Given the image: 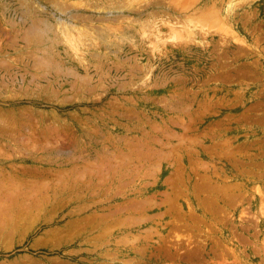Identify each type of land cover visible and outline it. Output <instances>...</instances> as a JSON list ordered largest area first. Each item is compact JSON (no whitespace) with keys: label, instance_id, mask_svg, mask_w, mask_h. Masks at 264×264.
I'll list each match as a JSON object with an SVG mask.
<instances>
[{"label":"rangeland","instance_id":"1","mask_svg":"<svg viewBox=\"0 0 264 264\" xmlns=\"http://www.w3.org/2000/svg\"><path fill=\"white\" fill-rule=\"evenodd\" d=\"M0 46V264H264V0H0Z\"/></svg>","mask_w":264,"mask_h":264},{"label":"bare ground","instance_id":"2","mask_svg":"<svg viewBox=\"0 0 264 264\" xmlns=\"http://www.w3.org/2000/svg\"><path fill=\"white\" fill-rule=\"evenodd\" d=\"M54 1V0H53ZM58 1V0H57ZM60 1V0H59ZM120 1V0H119ZM96 2V1H95ZM103 2V1H102ZM117 2V1H116ZM56 3V2H55ZM125 5H126V3L125 2H123ZM122 3V4H123ZM152 3V2H151ZM57 4V3H56ZM94 4V3H93ZM98 4V3H97ZM113 4H114V2H113ZM124 4H123V7H124ZM128 4V3H127ZM155 4H156V2H155ZM55 5V4H54ZM58 5V4H57ZM91 5V4H90ZM89 5V6H90ZM94 5H96V4H94ZM112 5V4H111ZM20 6V5H19ZM59 6V5H58ZM91 6H93V5H91ZM90 6V7H91ZM98 6H99V4H98ZM98 6H96V7H98ZM103 6V4L100 6V8ZM109 6V5H108ZM55 7H57V6H55ZM65 7V6H64ZM63 7V8H64ZM67 7H69V6H67ZM95 7V6H94ZM104 7V6H103ZM112 7V6H111ZM126 7V6H125ZM43 8V7H42ZM116 8V7H115ZM114 8V9H115ZM118 8H120V9H123L122 7H118ZM128 8V7H127ZM57 9V8H56ZM58 9L60 10V8L58 7ZM62 9V8H61ZM84 9V8H83ZM90 9H92V8H90ZM108 9H110V6L108 7ZM107 9V10H108ZM113 9V8H112ZM132 10H133V8H131ZM130 9V10H131ZM63 10V11H62ZM62 10H60L61 12H65V10L64 9H62ZM94 10V9H93ZM100 10V9H99ZM106 9L105 8H103V10L102 11H105ZM107 10H106V12H107ZM116 10V9H115ZM127 10V9H126ZM35 11V10H34ZM43 11V10H42ZM69 11V10H68ZM117 12V11H116ZM129 12H134V11H129ZM135 12H137V11H135ZM155 12V11H154ZM23 13V12H22ZM20 14V16L18 17L21 21L23 20V19H25L26 21H25V23L28 21L30 24H29V28L27 29L28 31V33L30 32L33 36H35V37H33V38H30V37H28L27 39L30 41H32V42H29L27 39V47H30V48H32V52H31V54L33 55V61L35 62V67L37 68V69H42L43 67H45L46 66V64H47V66L49 67V69H51L50 68V66L51 67H53V69H58L57 70V72H58V75H59V78H62L63 77V75L65 76V77H68V75H67V73H70V71H74L77 75L79 74V73H77V71H76V69L75 68H73L72 66H68L69 65V63L67 62V59H60L61 57H62V55H61V53H60V51H58V49H57V41L58 40H56L57 39V34H56V30H55V28L57 27V26H55V24H56V22H55V24L51 21V16H50V14H49V16H47V15H45V14H43V13H41V12H32V11H30V9H25V11H24V13L23 14ZM52 13V12H51ZM93 13V12H92ZM91 13V14H92ZM109 13V12H108ZM65 14V13H64ZM68 13L66 12V15H67ZM73 14H76V13H73ZM105 14H107V13H105ZM111 14V13H110ZM146 14H148V13H146ZM70 14H68V16H69ZM82 15V14H81ZM84 15V14H83ZM112 15H114V14H112ZM118 15V14H117ZM65 16V15H64ZM73 16V15H72ZM72 16H70V18L72 17ZM77 16H79V15H77ZM77 16H75L76 18H77ZM99 16V15H98ZM98 16H96V17H98ZM106 16H109V15H106ZM106 16L104 17V19H108V18H106ZM80 17V16H79ZM96 17L94 18V19H96ZM100 17V16H99ZM103 17V16H102ZM116 17V16H115ZM124 17V16H123ZM154 17V16H153ZM54 18H55V21L57 20V25H59V26H61L60 24H64L63 23V21H62V18L61 17H57L56 18V15H54ZM69 18V17H68ZM81 18L82 17H80V20H81ZM101 18V17H100ZM113 18V17H112ZM120 18V17H119ZM140 18V17H139ZM72 19H73V17H72ZM83 19V18H82ZM103 19V18H102ZM101 19V20H102ZM116 19V18H115ZM73 20H75V18L73 19ZM79 19L77 18V20H75V21H78ZM98 20V19H97ZM100 20V19H99ZM117 20V19H116ZM71 21V20H70ZM18 22H19V20L17 21V23L16 24H18ZM24 21H22V23H23ZM66 22V21H65ZM71 23V22H70ZM166 23V22H165ZM21 24V23H20ZM73 25H75V24H73ZM85 25V24H84ZM21 29L23 28L22 27V24H21ZM91 27V26H90ZM127 27V26H126ZM130 27V26H129ZM128 27V28H129ZM133 27V26H132ZM71 28V27H70ZM75 28V27H74ZM150 28V27H149ZM58 29V28H57ZM20 30V29H19ZM87 30V29H86ZM97 30V29H96ZM106 30V29H105ZM126 30V29H125ZM3 31V30H2ZM5 31H7V30H5ZM5 31H3V32H5ZM65 31V30H64ZM63 32V31H62ZM84 32V31H83ZM82 32V33H83ZM125 32V31H124ZM131 32V31H130ZM85 33V32H84ZM104 33V32H103ZM27 34V33H26ZM59 34H61V33H59ZM79 34H81V33H79ZM29 34H27L26 36H28ZM31 35V36H32ZM26 36L24 37V38H26ZM76 36H77V33H76ZM82 36V35H81ZM106 36V35H105ZM66 37V36H65ZM78 37V36H77ZM76 37V38H77ZM98 37V36H97ZM70 38H72L71 36H70ZM80 38V37H79ZM67 39H69L68 37H67ZM74 39H75V37H74ZM104 40V39H103ZM97 41V40H96ZM60 42V41H59ZM82 42V41H81ZM84 42V41H83ZM17 43V42H16ZM74 43H72V45H73ZM101 44V43H100ZM102 44H104V43H102ZM107 44V43H106ZM25 46H26V44H25ZM85 46V45H84ZM106 46V45H105ZM0 48H1V46H0ZM55 49H57L56 51H55ZM112 52V51H111ZM7 53V52H6ZM114 53V52H113ZM2 54V53H1ZM29 54V53H28ZM69 54V53H68ZM98 54V53H97ZM95 55V54H94ZM23 56V55H22ZM96 56H98V55H96ZM31 57V56H30ZM93 57V56H92ZM63 58V57H62ZM84 59H85V57H84ZM3 61V60H2ZM32 61V62H33ZM81 61V60H80ZM85 61V60H84ZM84 61H82V62H84ZM87 61V60H86ZM4 62V61H3ZM95 63V62H94ZM98 63H99V61H98ZM12 64V63H11ZM25 64V63H24ZM34 64V63H33ZM32 64V65H33ZM45 64V65H44ZM82 64V63H81ZM87 64H90V63H87ZM96 64V63H95ZM95 64L93 65L94 67H95ZM44 65V66H43ZM85 65V64H84ZM97 65V64H96ZM100 65V64H99ZM122 65V64H121ZM47 66H46V68H47ZM79 66V65H78ZM89 66V65H88ZM88 66H86L85 65V67H86V69H87V67ZM139 66V65H138ZM17 67V66H16ZM34 67V68H35ZM61 67H64V68H66V70H67V68L68 69H70V70H67V71H69V72H66V73H64V71H60L61 69ZM99 67V66H98ZM2 68V67H1ZM12 69L13 68V66H11V65H8V66H5L4 67V69H7V70H9V69ZM90 68V67H89ZM100 68V67H99ZM139 68V67H138ZM45 69V68H44ZM86 69H84V70H86ZM92 69V68H91ZM96 69V68H95ZM101 69V68H100ZM116 69V68H115ZM117 69H118V67H117ZM3 70V69H2ZM6 70V71H7ZM52 70V69H51ZM102 70H104V69H102ZM28 71V70H27ZM99 71H101V70H99ZM72 72H71V74H72ZM91 72V71H90ZM95 72H96V70H95ZM94 72V73H95ZM47 73H48V71H47ZM102 73V72H101ZM101 73H99V74H101ZM16 74V73H15ZM42 74V73H41ZM70 74V75H71ZM88 74V73H87ZM93 74V73H92ZM20 75V74H19ZM51 75V74H50ZM74 75V74H73ZM85 75H86V73H85ZM36 76V75H35ZM56 76H57V74H56ZM84 76V75H83ZM87 77L88 76H90V75H86ZM99 76V75H98ZM97 76V77H98ZM21 77H23L22 75H21ZM32 77V76H31ZM80 77H82V76H80ZM80 77H79V79H80ZM84 78V77H83ZM89 78V77H88ZM86 79V81H88V82H90L91 80L90 79ZM13 79V78H12ZM19 79V78H18ZM33 79V78H32ZM95 79V78H94ZM17 80V79H16ZM82 80V79H81ZM90 80V81H89ZM29 81H30V79H29ZM32 81V80H31ZM77 81V80H76ZM85 82V81H84ZM81 85V84H80ZM182 107V106H181ZM45 140V139H44ZM48 141V140H47ZM134 149V148H133ZM156 150V149H155ZM154 150V151H155ZM110 151H112V150H110ZM132 152V151H131ZM128 153V152H127ZM150 155H148V157H149ZM161 156V155H160ZM110 158V157H109ZM118 158V157H117ZM122 158V157H121ZM119 160V159H118ZM117 160V161H118ZM120 161H121V159H120ZM109 162V161H108ZM119 162V161H118ZM127 162V161H126ZM128 163V162H127ZM110 165V164H109ZM102 166V165H101ZM100 166V167H101ZM88 169V168H87ZM93 173V172H92ZM5 174V173H4ZM10 174V173H9ZM8 174V175H9ZM73 174V173H72ZM11 176H12V174H10ZM178 175V174H177ZM46 176V175H45ZM73 176V175H72ZM72 176H71V178H72ZM85 176V175H84ZM188 176V175H187ZM2 177V176H1ZM10 177V176H9ZM20 177V176H19ZM61 177V176H60ZM64 177V176H63ZM70 177V176H69ZM120 177V176H119ZM189 177V176H188ZM4 178V177H3ZM2 178V179H3ZM5 178H7L6 176H5ZM13 178V177H12ZM184 178V177H183ZM46 179V178H45ZM59 179V178H58ZM76 179V178H75ZM188 179V178H187ZM4 180V179H3ZM14 179H12V181H13ZM16 180V179H15ZM52 180V179H51ZM61 180H62V178H61ZM74 180V179H73ZM77 180V179H76ZM181 180V179H180ZM180 180H179V182H180ZM5 181H8V180H5ZM24 181V180H23ZM22 181V182H23ZM47 181V180H46ZM59 181V180H58ZM67 181V180H66ZM202 181H204V180H202ZM10 182V181H9ZM19 182V181H18ZM21 182V181H20ZM32 182V181H31ZM71 182V181H70ZM2 183V182H1ZM6 183V182H5ZM14 183V182H13ZM24 183H25V181H24ZM27 183V182H26ZM37 183L38 182H36V185H37ZM40 183V182H39ZM44 183V182H43ZM63 183H65V182H63ZM181 183V182H180ZM18 184V183H17ZM47 184V183H46ZM183 184V183H182ZM219 184V183H218ZM16 185V184H15ZM14 185V186H15ZM21 185V183H19L18 184V186H20ZM31 185V184H30ZM35 185V184H34ZM39 185V184H38ZM43 185V184H42ZM52 185V184H51ZM69 185H71L72 186V184H69ZM5 186H7V185H5ZM11 186V185H10ZM46 186V185H45ZM224 186V185H223ZM3 187V186H2ZM11 187H13V186H11ZM47 187H50V186H47ZM207 187V186H206ZM205 187V188H206ZM211 187V186H210ZM32 188V187H31ZM53 188V187H52ZM223 188V187H222ZM260 188V187H259ZM4 189V188H3ZM15 189V188H14ZM42 189V188H41ZM197 189V188H196ZM217 189V188H216ZM215 189V190H216ZM8 191L10 190V189H7ZM6 190V191H7ZM22 190V189H21ZM27 190V189H26ZM30 190V189H29ZM37 189H35V193L37 192L36 191ZM40 190V189H39ZM173 190V189H172ZM202 190V189H201ZM208 190V189H207ZM212 190H214V189H212ZM222 190V189H221ZM227 190V189H226ZM11 191V190H10ZM9 191V192H10ZM15 190H13V192H14ZM31 191V190H30ZM32 191H34V189L32 190ZM31 191V192H32ZM53 191V190H52ZM200 191V190H199ZM205 191H206V189H205ZM217 191V190H216ZM215 191V192H216ZM261 192V191H260ZM23 193V192H22ZM28 193V192H27ZM40 193V192H39ZM53 193V192H52ZM90 193V192H89ZM163 193V192H162ZM170 193V192H169ZM221 193V192H220ZM20 194V193H19ZM25 194H26V192H25ZM31 194V193H30ZM30 194H28L29 196H30ZM47 194V193H46ZM91 194V193H90ZM164 194V193H163ZM6 195V194H5ZM16 195V194H15ZM14 195V196H15ZM20 195H23V194H20ZM34 195V194H33ZM44 195V194H43ZM50 195V194H49ZM53 195H55L54 193H53ZM167 195H169V194H167ZM222 195V194H221ZM26 196V195H25ZM48 196V195H47ZM66 196V195H65ZM173 196V195H172ZM218 196V195H217ZM11 197V196H10ZM23 197V196H22ZM28 197V196H27ZM64 197V196H63ZM222 197V196H221ZM5 198H7V197H5ZM9 198V197H8ZM17 198V197H16ZM32 198L33 197H31V200H32ZM41 198V197H40ZM45 198V197H44ZM48 198V197H47ZM109 198V197H108ZM166 198V197H165ZM164 198V199H165ZM15 199V198H14ZM24 199V198H23ZM23 199L21 200V201H23ZM60 199V198H59ZM3 200H5V199H3ZM27 200V199H26ZM35 200V199H34ZM37 200V199H36ZM40 200H42V198L40 199ZM58 200V199H57ZM168 200V199H167ZM2 201V200H1ZM6 201H7V199H6ZM14 201V200H13ZM156 201V200H155ZM204 201V200H203ZM202 201V202H203ZM24 202V201H23ZM32 202V201H31ZM38 202V201H37ZM198 202V201H197ZM206 202V201H205ZM208 202V201H207ZM206 202V203H207ZM2 203H3V201H2ZM8 203V202H7ZM7 203H5V205L7 204ZM18 203H19V201H18ZM22 203V202H21ZM43 203V202H42ZM1 204V203H0ZM15 204H16V202H15ZM14 204V205H15ZM25 204V203H24ZM24 204H23V206H24ZM45 204V203H44ZM47 204V203H46ZM125 204V203H124ZM199 204V203H198ZM8 205V204H7ZM14 205H12V206H14ZM20 205V204H19ZM31 205V204H30ZM141 205V204H140ZM3 206H4V204H3ZM9 206V205H8ZM21 206V205H20ZM36 206V205H35ZM34 206V207H35ZM111 206H113V205H111ZM115 206V205H114ZM7 207V206H6ZM27 207V206H26ZM30 207V206H29ZM31 207H32V205H31ZM44 207V206H43ZM57 207V206H56ZM110 207V206H109ZM116 207V206H115ZM114 207V208H115ZM118 207V206H117ZM121 207V206H120ZM119 207V208H120ZM191 207V206H190ZM1 208V207H0ZM36 208V207H35ZM119 208H117V210L119 209ZM124 208H126V207H124ZM6 209H8V208H6ZM5 209V210H6ZM27 209V208H26ZM25 209V210H26ZM30 209V208H29ZM38 209V208H37ZM130 209H132V208H130ZM135 209V208H134ZM172 209V208H171ZM179 209V208H178ZM205 209H206V207H205ZM2 210V209H1ZM12 210H13V207H12ZM48 210V209H47ZM115 210V209H114ZM141 210V209H140ZM209 210V209H208ZM18 211V210H17ZM23 211V210H22ZM45 211V210H44ZM113 211V210H112ZM2 212H5L4 210L2 211ZM1 212V213H2ZM7 212V211H6ZM14 212V211H13ZM18 212H20V211H18ZM24 212V211H23ZM109 212L110 213H112L110 210H109ZM114 212V211H113ZM10 213V212H9ZM22 213V212H21ZM30 213V212H29ZM33 213V212H32ZM45 213V212H44ZM6 214V213H5ZM100 214H102V213H100ZM17 215H19V214H17ZM16 215V216H17ZM23 215V214H22ZM25 215V214H24ZM96 215V214H95ZM102 215H104V214H102ZM107 215V214H106ZM3 216V215H2ZM5 216V215H4ZM4 216H3V218H4ZM27 216V215H26ZM105 216V215H104ZM108 216V215H107ZM111 216V215H110ZM129 216V215H128ZM132 216V215H131ZM30 217V216H29ZM32 217V216H31ZM103 217V216H102ZM126 217V216H125ZM1 218V217H0ZM95 218V217H94ZM111 218V217H110ZM127 218V217H126ZM140 218V217H139ZM7 219V218H6ZM27 219V218H26ZM92 219V218H91ZM106 219V218H105ZM112 219H113V217H112ZM2 220H4V219H2ZM10 220V219H9ZM18 220H19V218H18ZM28 220V219H27ZM26 220V221H27ZM94 220V219H93ZM102 221L104 220V219H101ZM100 220V221H101ZM121 220H122V218H121ZM91 221V220H90ZM89 221V222H90ZM106 221V220H105ZM123 221V220H122ZM85 222V221H84ZM116 222V221H115ZM7 223V222H6ZM87 223V222H86ZM119 223V222H118ZM117 223V224H118ZM121 223V222H120ZM130 223V221L128 222V224ZM81 224V223H80ZM83 224V223H82ZM88 224V223H87ZM90 224H91V222H90ZM92 224H93V221H92ZM99 224V223H98ZM106 224V223H105ZM104 224V225H105ZM108 224V223H107ZM14 225V224H13ZM79 225V224H78ZM103 225V226H104ZM8 226V225H7ZM74 226H77V225H74ZM80 226V225H79ZM79 226L77 227V228H79ZM93 226V225H92ZM96 226V225H95ZM109 226H111V225H109ZM124 226V225H123ZM16 227V226H15ZM73 227V226H72ZM83 227H85V226H83ZM94 227V226H93ZM107 227V226H106ZM115 227V226H114ZM74 228V227H73ZM100 228V227H99ZM104 228V227H103ZM5 229V228H4ZM98 229V228H97ZM15 230V229H14ZM78 230V229H77ZM107 230V229H106ZM105 230V231H106ZM54 231V230H53ZM109 231V230H108ZM8 232V231H7ZM6 232V233H7ZM55 232V231H54ZM69 232V231H68ZM101 232V231H100ZM75 234H77L76 232H75ZM64 235V234H63ZM73 235H74V233H73ZM96 236V235H95ZM99 236V235H98ZM53 237H54V235H53ZM56 238V237H55ZM63 238V237H62ZM58 239V238H57ZM56 239V240H57ZM70 240V239H69ZM53 241H55V240H53ZM60 241V240H59Z\"/></svg>","mask_w":264,"mask_h":264}]
</instances>
